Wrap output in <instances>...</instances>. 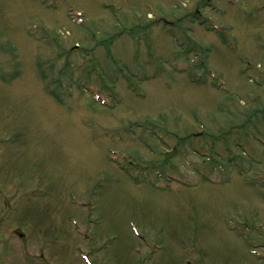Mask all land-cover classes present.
I'll use <instances>...</instances> for the list:
<instances>
[{"label": "rangeland", "instance_id": "374dc122", "mask_svg": "<svg viewBox=\"0 0 264 264\" xmlns=\"http://www.w3.org/2000/svg\"><path fill=\"white\" fill-rule=\"evenodd\" d=\"M0 264H264V0H0Z\"/></svg>", "mask_w": 264, "mask_h": 264}]
</instances>
